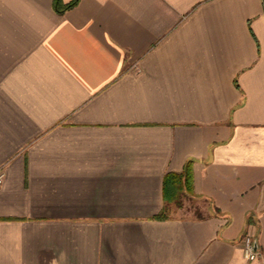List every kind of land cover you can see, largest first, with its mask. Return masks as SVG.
Segmentation results:
<instances>
[{
    "label": "crops",
    "instance_id": "crops-1",
    "mask_svg": "<svg viewBox=\"0 0 264 264\" xmlns=\"http://www.w3.org/2000/svg\"><path fill=\"white\" fill-rule=\"evenodd\" d=\"M53 3L0 0V264H262L264 0Z\"/></svg>",
    "mask_w": 264,
    "mask_h": 264
},
{
    "label": "trees",
    "instance_id": "trees-1",
    "mask_svg": "<svg viewBox=\"0 0 264 264\" xmlns=\"http://www.w3.org/2000/svg\"><path fill=\"white\" fill-rule=\"evenodd\" d=\"M78 0H71L67 3H62L60 0H54V8L57 12H63L64 10L72 7ZM192 159H188L182 171L180 172H167L163 177V208L156 218H166L165 205L173 202L178 206L181 204V197L193 195L192 189ZM218 212V210H215Z\"/></svg>",
    "mask_w": 264,
    "mask_h": 264
},
{
    "label": "rangeland",
    "instance_id": "rangeland-1",
    "mask_svg": "<svg viewBox=\"0 0 264 264\" xmlns=\"http://www.w3.org/2000/svg\"><path fill=\"white\" fill-rule=\"evenodd\" d=\"M204 202L196 197L183 195L181 197V204L178 206L176 203L170 202L165 205V213H175L177 215H194L199 216L204 213Z\"/></svg>",
    "mask_w": 264,
    "mask_h": 264
},
{
    "label": "built area",
    "instance_id": "built-area-1",
    "mask_svg": "<svg viewBox=\"0 0 264 264\" xmlns=\"http://www.w3.org/2000/svg\"><path fill=\"white\" fill-rule=\"evenodd\" d=\"M2 177H3V172L0 170V181H1ZM242 247H243L244 256L247 259H249L253 255L257 254V250L255 251L254 247H253V240H252L251 236H249V235H245L243 237ZM262 264H264V262Z\"/></svg>",
    "mask_w": 264,
    "mask_h": 264
},
{
    "label": "water",
    "instance_id": "water-1",
    "mask_svg": "<svg viewBox=\"0 0 264 264\" xmlns=\"http://www.w3.org/2000/svg\"><path fill=\"white\" fill-rule=\"evenodd\" d=\"M253 247H254V250L256 251L257 250V245H256L255 242L253 243Z\"/></svg>",
    "mask_w": 264,
    "mask_h": 264
}]
</instances>
